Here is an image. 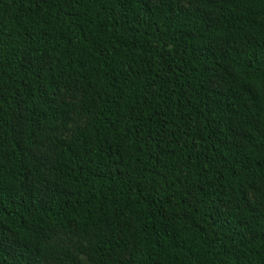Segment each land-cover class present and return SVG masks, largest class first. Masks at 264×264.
<instances>
[{
    "label": "trees",
    "instance_id": "obj_1",
    "mask_svg": "<svg viewBox=\"0 0 264 264\" xmlns=\"http://www.w3.org/2000/svg\"><path fill=\"white\" fill-rule=\"evenodd\" d=\"M54 232L88 264H264V0H0V264L75 260Z\"/></svg>",
    "mask_w": 264,
    "mask_h": 264
},
{
    "label": "rangeland",
    "instance_id": "obj_2",
    "mask_svg": "<svg viewBox=\"0 0 264 264\" xmlns=\"http://www.w3.org/2000/svg\"><path fill=\"white\" fill-rule=\"evenodd\" d=\"M184 5L190 6V3L184 2ZM62 99L65 100V102H76L77 99L75 91L71 89L63 91ZM80 123L82 122L77 120L76 115L71 113L69 120L65 125L59 124L58 130H52L50 127L41 129L40 132L35 133L34 136L36 140L34 153L43 159H46V155L51 151L50 137L57 136L67 139L71 135L74 127ZM85 241V237H82L77 232H72L70 234H65L62 232L52 233L51 243L68 251L71 255H73L75 260L71 261L66 258L65 255H62V257L65 259L63 262L49 261L47 264H88L86 257L80 252V248L82 245H85ZM3 244L10 252H13L18 247L15 244L12 235H6Z\"/></svg>",
    "mask_w": 264,
    "mask_h": 264
}]
</instances>
